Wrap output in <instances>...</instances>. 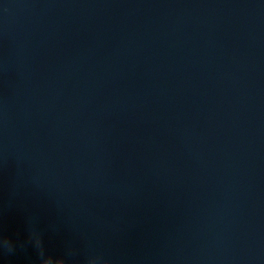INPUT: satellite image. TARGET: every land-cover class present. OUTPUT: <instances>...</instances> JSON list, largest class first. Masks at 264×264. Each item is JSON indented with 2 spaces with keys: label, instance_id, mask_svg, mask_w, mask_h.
I'll list each match as a JSON object with an SVG mask.
<instances>
[{
  "label": "water",
  "instance_id": "water-1",
  "mask_svg": "<svg viewBox=\"0 0 264 264\" xmlns=\"http://www.w3.org/2000/svg\"><path fill=\"white\" fill-rule=\"evenodd\" d=\"M30 216L65 264H264V0H0V233Z\"/></svg>",
  "mask_w": 264,
  "mask_h": 264
},
{
  "label": "clouds",
  "instance_id": "clouds-1",
  "mask_svg": "<svg viewBox=\"0 0 264 264\" xmlns=\"http://www.w3.org/2000/svg\"><path fill=\"white\" fill-rule=\"evenodd\" d=\"M52 231H55V226L49 225ZM26 239L21 241L19 239L13 240L9 236L0 233V250L5 254L12 255L16 251L26 250L29 246L36 253V264H65L63 257H53L46 254L45 247L42 240L43 231L38 230L37 223L34 217H28L26 221ZM69 255H72L69 250ZM71 264V262H69ZM86 264H108V261L95 256H89L86 259Z\"/></svg>",
  "mask_w": 264,
  "mask_h": 264
}]
</instances>
